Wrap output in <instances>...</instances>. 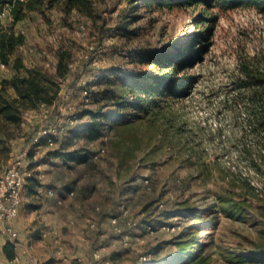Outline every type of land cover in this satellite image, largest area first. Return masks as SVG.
Returning <instances> with one entry per match:
<instances>
[{"label": "rangeland", "instance_id": "1", "mask_svg": "<svg viewBox=\"0 0 264 264\" xmlns=\"http://www.w3.org/2000/svg\"><path fill=\"white\" fill-rule=\"evenodd\" d=\"M98 9L96 21L83 18L65 25L53 10L49 21L32 13L15 24L26 35L18 52L27 65L52 67L58 49L70 50L72 58L66 76L57 78L59 99L48 106V117L41 116L47 110L42 105L25 109L22 121L12 127L11 149L0 145V175L15 155L31 149L25 166L33 168L37 179L38 165L45 169L54 160L66 165L68 175L75 163L49 156L62 144L98 154L97 159L75 164L68 175L76 189L72 196L88 202L81 220L64 225L67 260L50 245L43 251L47 252L44 261L80 264V252L86 254L89 246L81 243L80 233L74 230L88 231L86 218L98 222L92 214L95 204L114 210L124 203L130 210L126 225H119V230L110 221L115 232L109 230V235L117 238L110 255L105 254L111 264H264V258L251 255L264 251V133L250 123L247 111L253 103L238 83L241 60L253 57L252 63L264 69V14L252 5L213 9L218 18L207 51L176 75L187 78V83L174 86L168 95L149 97L147 109H123L128 116L108 122L105 136L90 142L80 131L89 116L71 128L67 125L72 110L88 105L83 84L96 78L90 83L96 90L105 85L103 76L120 67L126 72L163 75L167 70L163 65L130 60L139 52L183 50L200 29L194 18L202 7L158 9L154 0H102ZM12 20L9 9L2 12V24ZM13 74L11 66L0 62V84ZM95 107L91 103L87 108ZM44 125L61 128L62 138L54 147L34 146L33 137ZM44 192L43 187L39 194ZM221 198L224 209L218 213V222L208 225L211 206ZM234 202L245 206L241 214H236ZM188 210V216L181 213ZM147 224L152 228L147 229ZM185 226H196L200 244L207 243L201 255L189 261L174 255V240ZM98 228L108 236L105 225L98 223ZM89 232L99 244L96 247H101L99 238ZM143 255H150L153 262L143 263Z\"/></svg>", "mask_w": 264, "mask_h": 264}, {"label": "trees", "instance_id": "2", "mask_svg": "<svg viewBox=\"0 0 264 264\" xmlns=\"http://www.w3.org/2000/svg\"><path fill=\"white\" fill-rule=\"evenodd\" d=\"M101 2L102 0H0V62L14 69L12 77L2 79L0 84V145L3 144L7 150L11 149L10 141L14 134L12 127L22 121L25 109L37 108L42 104L51 106L55 100L59 99L61 86L57 78L66 76L69 70V61L72 58L70 50L58 49L56 61L52 67H46L42 63L27 65L18 52V48L26 41V35L17 31L15 24L32 13L40 14L49 21V12L53 10H57L65 25H72L74 20L83 18L96 21L100 17L98 5ZM154 3L158 9L202 7L197 17L194 18L195 24L200 29L195 31L190 40L185 43L183 50L174 54L166 49L153 54L139 52L130 60V63L163 65V68L167 67L163 75L155 76L145 71L126 72L125 68L120 67L112 74H104L106 75L103 76L105 85L96 90H92L90 86L91 81H96V78H90L86 84H83L82 93L84 89H88L90 98L88 102H84L86 105L91 103L97 105L95 108H87V105L83 110H74L80 120L84 116H89L90 120L84 122L80 130L87 141H96L105 136V126L108 122L122 121L127 117L129 112L125 110L123 112V109L130 108L133 111L147 109V105L150 103L149 97L168 95L174 86L180 87L187 83V78H177L176 75L185 67L193 66L195 61L207 51L214 24L218 18V14L214 13L213 9L227 10L252 5L264 14V0H154ZM6 9H9L13 18L8 25L1 22V14ZM252 60L253 57L240 61L238 83L241 88L247 90L253 103V106L247 111L250 123L260 127L264 133V69L253 64ZM130 97L135 100L131 101ZM73 126L75 125H68L70 128ZM66 135L69 137L68 134ZM61 138L62 134L55 137L56 145ZM33 143L36 147L47 146L45 138ZM67 146L62 144L59 148L51 150L50 158H63L66 163L82 164L93 159L95 154L86 148L67 149ZM31 155L32 149L28 152V157ZM30 179H35L34 172L28 178V180ZM223 202L224 200L221 198L211 206L214 210L206 221L208 225L217 224L218 213L224 209ZM234 206L236 214H241L245 209V206L240 202H234ZM189 212L188 210L181 213L188 216ZM117 213L118 206L116 205V211L114 210L113 214ZM195 228L196 226H185L174 240L177 247L174 255L183 258L184 261L198 258L207 246L205 242L200 244V239L194 233ZM198 245L199 248H196ZM5 253L9 258L15 256L12 241L6 244ZM251 255L256 259H261L264 258V251L253 252ZM148 262L152 263L153 260L143 263Z\"/></svg>", "mask_w": 264, "mask_h": 264}, {"label": "crops", "instance_id": "3", "mask_svg": "<svg viewBox=\"0 0 264 264\" xmlns=\"http://www.w3.org/2000/svg\"><path fill=\"white\" fill-rule=\"evenodd\" d=\"M50 163L48 168L45 169L40 168L43 164L38 165L40 169L39 179L27 180L23 190L20 212L13 222L18 232V238L16 243H12L14 244L15 255L20 257V264H33L31 260L33 256L41 259L43 264H57L53 263L52 260L44 261L43 257L47 252L43 251L50 248V245L55 249V253L59 257L67 260L64 240L67 237V230L63 231L65 230L64 225H74L77 223V220L83 218L82 214L87 211L83 207L85 208L88 200L72 196L75 187H73L74 183L72 184L68 175L71 176L72 168L77 166L72 164L68 169V175H66V165H61V163L55 160ZM27 168L33 171V168ZM43 187L45 188V192L39 194ZM49 189L53 190L54 193L49 194ZM114 210L116 211V207ZM114 210H108L101 204H95L92 214L97 216L98 222L86 218V223L89 226L88 231L74 230L80 233L79 240L82 241L81 243H84L86 247L89 246L88 250L86 249V254H81L80 252V255L83 256L78 257L80 264H111L110 261L105 260V254L110 255L109 251L114 249L117 241V238H111L109 235L112 234L110 231L115 232L113 230L114 225L110 223V219L108 218L110 215H113ZM106 214L107 216L105 217ZM91 222H95L96 227H92ZM98 223L107 227L105 229H108V236L103 231L99 232ZM1 225L0 223V227ZM119 225L121 227L126 225L125 217L120 219ZM89 231H92L94 237L100 240L103 254L101 260H95L92 257L93 248L99 246V244L92 241ZM8 242H11V240L7 236L0 237V264H7L12 259L5 253V246Z\"/></svg>", "mask_w": 264, "mask_h": 264}, {"label": "built area", "instance_id": "4", "mask_svg": "<svg viewBox=\"0 0 264 264\" xmlns=\"http://www.w3.org/2000/svg\"><path fill=\"white\" fill-rule=\"evenodd\" d=\"M83 98L85 102L90 100L88 89L83 90ZM47 110H43L41 116L48 117V105L42 104ZM80 121L79 116L74 110L71 111L67 118L68 125H76ZM61 133V128H56L51 125H44L37 131V134L33 137V142H38L40 139H46V145L48 147H54L56 145L55 137ZM28 152L22 151L14 156L12 162L0 175V237L7 236L13 243L17 242L18 232L14 226V220L17 218L20 212L23 199V190L29 177L32 176L33 171L25 166V161ZM98 154H94L93 159H97ZM145 179V182H148ZM49 194H53V190H48ZM128 207L121 203L118 206V213L110 216V221L120 230L119 222L123 217H127L129 213ZM130 225L132 222L128 221ZM133 224H137L134 222ZM92 227H96L95 222H91ZM152 225L147 224V229H151ZM128 235L126 236V238ZM127 241V240H125ZM92 257L95 260H99L102 257V247H96L92 250ZM152 258L150 255L141 256V261H150ZM33 264H42L41 260L33 256L31 257ZM7 264H20V257L15 255Z\"/></svg>", "mask_w": 264, "mask_h": 264}]
</instances>
